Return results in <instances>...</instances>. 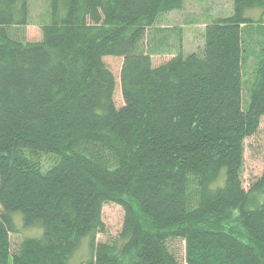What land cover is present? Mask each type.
I'll return each mask as SVG.
<instances>
[{
  "label": "trees",
  "instance_id": "obj_1",
  "mask_svg": "<svg viewBox=\"0 0 264 264\" xmlns=\"http://www.w3.org/2000/svg\"><path fill=\"white\" fill-rule=\"evenodd\" d=\"M183 2L49 0L27 42L28 0H0V264H264V166L243 181L245 142L264 130V44L243 81L264 0H231L200 50L178 34L155 63L166 41L148 31ZM108 204L122 228L96 243Z\"/></svg>",
  "mask_w": 264,
  "mask_h": 264
},
{
  "label": "rangeland",
  "instance_id": "obj_2",
  "mask_svg": "<svg viewBox=\"0 0 264 264\" xmlns=\"http://www.w3.org/2000/svg\"><path fill=\"white\" fill-rule=\"evenodd\" d=\"M48 1L49 0H28L29 19L28 26L24 29L25 41L35 42L40 39L41 26L48 19ZM232 11L231 0H184L183 7L180 11L170 13L156 23L155 28L165 29L164 33L157 30L148 31V35L144 43L149 45L150 38L153 36L155 40L159 38L165 39L166 44L160 49V55L153 56L155 63H161L169 59L170 47H177V35L181 34V47L184 54L197 52L203 46V31L205 25L216 18L229 15ZM250 11L246 13L249 15ZM256 19V18H255ZM251 37L246 39L247 56L243 67V81L248 84L253 76L256 57L258 51L264 44V33L262 31H254ZM158 44V41L155 42ZM151 43L155 48L156 44ZM157 49V48H155ZM169 49V50H168ZM107 63L115 74L118 73L120 60L107 59ZM120 99L117 98V101ZM264 166V130L262 129L255 137L245 142L243 181L245 187L256 182L263 170ZM124 212L122 208L115 204H108L102 208V223L104 232L95 235V242H106L117 239L123 224ZM230 230L240 239L241 231L236 223L229 224ZM40 235L39 227L21 230L16 236L11 237L12 251H14L23 239L30 236ZM88 240H84L78 250L73 255V261L78 262L88 258L87 249ZM174 249L180 258L184 257V243L177 242Z\"/></svg>",
  "mask_w": 264,
  "mask_h": 264
}]
</instances>
